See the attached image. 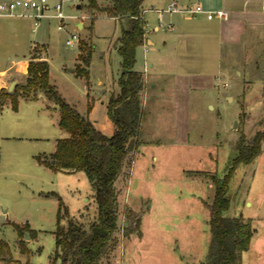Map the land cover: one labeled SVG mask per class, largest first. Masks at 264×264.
<instances>
[{"label":"rangeland","instance_id":"rangeland-1","mask_svg":"<svg viewBox=\"0 0 264 264\" xmlns=\"http://www.w3.org/2000/svg\"><path fill=\"white\" fill-rule=\"evenodd\" d=\"M61 1L48 0L49 15ZM169 2L143 3L146 34L155 41L156 51L139 48L135 68L146 67L147 77L161 85L150 89L148 82V92L142 95L144 121L141 137L135 139L140 144L129 152L117 181L118 230L100 264H208L216 190L211 175L222 179L242 140L250 145L264 130V18L246 22L242 37L235 43L224 40L221 48L216 39H200L202 31H195L196 37L182 39L178 48L186 57L172 56L164 42L179 29L169 31L168 19L160 21L156 12ZM80 4L81 0H63V30L58 29L59 20L50 17L36 32L25 21L15 34L9 28L20 20L0 18V71L22 60L30 44V58L43 60L47 46L38 43H46L51 83L68 104L111 136L114 125L107 106L119 89L122 59L117 46L125 21L98 15L92 26L87 2L82 8ZM91 50L86 79L75 70L85 67L83 58ZM158 53L164 59L161 65L155 59ZM176 57L180 61H174ZM181 76L187 77L186 87ZM54 107L43 93L37 102L22 99L20 131L9 129L7 108L0 114V264H62L55 255L60 202L46 194H58L69 217L86 228L97 220L95 192L84 172H54L38 162V156H50L57 141L68 136ZM13 134L19 137L3 138ZM262 161L260 156L254 163L238 165L224 217L261 216ZM67 223L66 218L61 224ZM15 225L30 229L19 234ZM261 226V220L254 223L259 231Z\"/></svg>","mask_w":264,"mask_h":264},{"label":"trees","instance_id":"trees-1","mask_svg":"<svg viewBox=\"0 0 264 264\" xmlns=\"http://www.w3.org/2000/svg\"><path fill=\"white\" fill-rule=\"evenodd\" d=\"M86 1L92 26L98 15L125 21L117 46L122 59L119 91L111 95L107 106L108 116L114 125L113 134L108 136L98 130L88 116L81 115L65 101L50 81L49 63L37 56L30 58L25 83L17 84L12 92L0 89V107L9 102L15 111L20 99L37 101L41 93L54 103V109H59L61 113L59 126L68 136L57 141L54 153L38 156V161L54 172H84L95 192L98 216L89 228L69 217V211L58 194H46L60 202L55 255L62 260V264H100L101 256L118 230L116 184L127 166L129 152L134 148L136 150L140 144L135 139L141 137L144 121L142 95L146 79L143 72L135 69L137 50L146 40L143 0H106L108 5L105 6L100 4V0ZM92 52L83 58L85 67L76 68L78 76L89 79ZM263 144L264 130L254 136L250 145L242 140L225 176L220 179L211 175L216 190L211 205L210 229L213 237L208 264H242V255L250 248L254 234L250 220L227 218L224 212L231 205L228 193L236 168L240 164L252 163L261 154ZM66 218L67 226H63L61 223ZM139 224L136 223L137 230ZM15 226L19 234H22L23 228L30 229L28 225ZM21 245L22 251L27 252L24 243Z\"/></svg>","mask_w":264,"mask_h":264},{"label":"crops","instance_id":"crops-1","mask_svg":"<svg viewBox=\"0 0 264 264\" xmlns=\"http://www.w3.org/2000/svg\"><path fill=\"white\" fill-rule=\"evenodd\" d=\"M81 1H82V4L78 6L79 8L83 7L84 1L86 0H81ZM170 1H173V0H170ZM174 1H176L179 4V6L183 8L189 7L194 4H201L206 10H213V11H217L219 9L224 8L230 12V18L226 21H222L217 18L213 20H208L205 15H199L196 18H191L185 13H179V12L165 13L167 15L164 14L162 20L164 21L165 18L168 19L169 21L167 24L168 30L174 32L175 26H177L179 29L177 34H175L174 36H171L170 37L171 39L169 38L168 41L164 42V45L168 48V52L172 56L178 55L179 57H182V56L186 57V53L179 52L178 48L182 46V43H183L182 39H186L189 37H196L195 31H199V30L202 31L201 32L202 34L199 37L200 39H204V40L208 39L211 41L212 40L215 41L216 39V41H218L219 47L221 48L224 40L235 43L239 40L240 37H242L243 32L245 31L246 22L254 23V21L263 20L264 18V13L262 12V8L264 7V0H174ZM143 3H144V0H143ZM158 10H161V9H156L157 13H158ZM145 11L146 10L143 11V18L146 21L145 15H144ZM178 15H180L181 17L182 15L184 16L183 18L176 17ZM17 19L20 20L18 21L19 23L17 22L16 24H11L9 28L15 34H19L20 30L24 27L25 21H29L32 24V20L29 18H17ZM159 19H160V16H159ZM80 26L82 27V24H80ZM31 29H32V25H31ZM154 29L157 31L160 29V27L157 25L155 26ZM146 41H147L146 47L142 45L139 48L142 47L144 48L145 51H148V50L156 51L155 41L152 40L150 37H148L147 34H146ZM38 44L47 46V53H46L45 58L43 59L47 61L48 45L46 43H38ZM32 46L33 45L30 44V48ZM30 48H29L28 54L23 55L22 60L14 63L8 69L0 71V89H7L9 91V88L12 85V83H15V86L17 84L25 83L26 78H27L28 65L30 62ZM214 54L216 55V53ZM155 59L160 65L164 62L163 61L164 59H162L161 56H159V53L156 54ZM173 60L180 61V59H177V57ZM182 62L183 60L181 61V64ZM152 66L153 64L149 63L148 67H152ZM138 71L143 72L145 75L146 88H145L144 93L148 92L147 90L148 82L150 84V89L160 88L161 84L157 80L151 79L149 76L147 77L146 67L144 68V70L138 69ZM180 78H181L180 83L186 87L188 85L187 77L181 76ZM118 91L119 89L115 91L114 93H118ZM21 100L22 99L19 100L17 111L12 109L11 103L9 102L3 107H0V114L4 113L3 110L5 108L9 110L8 112H11V113H8V115L6 116L8 119L11 120L10 121L11 127L9 129H12L13 131H20L22 127H24L20 123L21 116H22ZM37 101H32V102H37ZM13 137L17 138L19 136H17V134L15 135L13 134L10 136H4L3 138H13ZM56 146H57V143H56ZM260 156L263 157L261 166H262V169H264V144H263L262 152L258 157ZM256 159L253 161V163L256 161ZM256 217L249 218L252 224V227L254 229V234L252 236L250 248L246 252H244V254L242 255V264H264V181H263L261 216L257 215ZM258 220L262 221L261 231H259L257 228L254 227V223Z\"/></svg>","mask_w":264,"mask_h":264},{"label":"built area","instance_id":"built-area-1","mask_svg":"<svg viewBox=\"0 0 264 264\" xmlns=\"http://www.w3.org/2000/svg\"><path fill=\"white\" fill-rule=\"evenodd\" d=\"M74 1V0H70ZM55 14L49 15L51 7L48 0H0V18H29L32 20V31L36 32L40 23L45 18H56L60 24L59 30L65 29V19L63 14V0L55 5ZM185 13L191 18H196L199 15H205L208 20L219 19L226 21L230 18V12L224 8L217 11L206 10L201 4H194L189 7H180L176 1H170L167 8L158 10L160 21H162L165 13ZM264 13V7L262 8ZM74 38L76 36L74 35ZM71 45V41H67Z\"/></svg>","mask_w":264,"mask_h":264},{"label":"water","instance_id":"water-1","mask_svg":"<svg viewBox=\"0 0 264 264\" xmlns=\"http://www.w3.org/2000/svg\"><path fill=\"white\" fill-rule=\"evenodd\" d=\"M72 72H74V70H72ZM14 86H15V83H12V85L10 86V88H9V91L10 92H12L13 91V89H14Z\"/></svg>","mask_w":264,"mask_h":264}]
</instances>
